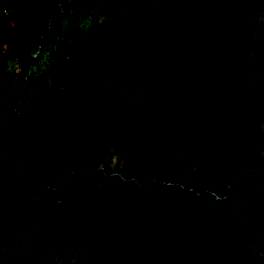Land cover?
Instances as JSON below:
<instances>
[{
  "label": "trees",
  "instance_id": "trees-1",
  "mask_svg": "<svg viewBox=\"0 0 264 264\" xmlns=\"http://www.w3.org/2000/svg\"><path fill=\"white\" fill-rule=\"evenodd\" d=\"M0 264H264V0H0Z\"/></svg>",
  "mask_w": 264,
  "mask_h": 264
},
{
  "label": "rangeland",
  "instance_id": "rangeland-1",
  "mask_svg": "<svg viewBox=\"0 0 264 264\" xmlns=\"http://www.w3.org/2000/svg\"><path fill=\"white\" fill-rule=\"evenodd\" d=\"M16 72L17 71H13V72L10 73V79H11V81H15L17 79V73Z\"/></svg>",
  "mask_w": 264,
  "mask_h": 264
},
{
  "label": "water",
  "instance_id": "water-1",
  "mask_svg": "<svg viewBox=\"0 0 264 264\" xmlns=\"http://www.w3.org/2000/svg\"><path fill=\"white\" fill-rule=\"evenodd\" d=\"M12 78V77H11Z\"/></svg>",
  "mask_w": 264,
  "mask_h": 264
}]
</instances>
